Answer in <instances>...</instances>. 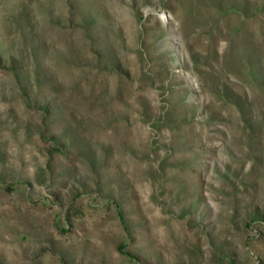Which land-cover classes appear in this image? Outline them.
<instances>
[{
    "label": "rangeland",
    "instance_id": "rangeland-1",
    "mask_svg": "<svg viewBox=\"0 0 264 264\" xmlns=\"http://www.w3.org/2000/svg\"><path fill=\"white\" fill-rule=\"evenodd\" d=\"M0 264H264V0H0Z\"/></svg>",
    "mask_w": 264,
    "mask_h": 264
}]
</instances>
